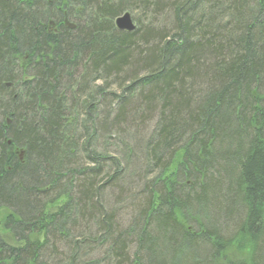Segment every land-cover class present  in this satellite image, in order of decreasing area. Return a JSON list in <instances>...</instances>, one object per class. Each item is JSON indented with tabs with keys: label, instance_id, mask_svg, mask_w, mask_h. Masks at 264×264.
Instances as JSON below:
<instances>
[{
	"label": "trees",
	"instance_id": "trees-1",
	"mask_svg": "<svg viewBox=\"0 0 264 264\" xmlns=\"http://www.w3.org/2000/svg\"><path fill=\"white\" fill-rule=\"evenodd\" d=\"M233 245L264 264V0H0V264Z\"/></svg>",
	"mask_w": 264,
	"mask_h": 264
},
{
	"label": "rangeland",
	"instance_id": "rangeland-1",
	"mask_svg": "<svg viewBox=\"0 0 264 264\" xmlns=\"http://www.w3.org/2000/svg\"><path fill=\"white\" fill-rule=\"evenodd\" d=\"M129 15H130V17L132 19V15L131 14H129ZM134 26L136 28V24H134ZM6 214H7L6 212L2 213L3 219L6 216ZM1 231H2V233H6L2 229H1ZM250 253H251L250 247L240 250V249L237 248V245H233L232 247L228 248L225 251V253H224V255H223V257H222V259L220 261V264H226V262H228V261L229 262L230 261L231 262L232 261L237 262V261L247 260V259H249V256L251 255Z\"/></svg>",
	"mask_w": 264,
	"mask_h": 264
},
{
	"label": "water",
	"instance_id": "water-1",
	"mask_svg": "<svg viewBox=\"0 0 264 264\" xmlns=\"http://www.w3.org/2000/svg\"><path fill=\"white\" fill-rule=\"evenodd\" d=\"M116 25L120 30H125L128 32L135 29V26L129 14H125L122 17H120L117 20Z\"/></svg>",
	"mask_w": 264,
	"mask_h": 264
}]
</instances>
